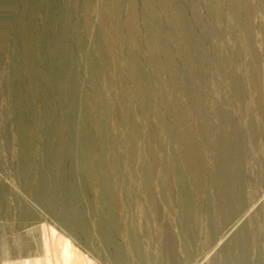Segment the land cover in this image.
Masks as SVG:
<instances>
[{
	"label": "rangeland",
	"instance_id": "374dc122",
	"mask_svg": "<svg viewBox=\"0 0 264 264\" xmlns=\"http://www.w3.org/2000/svg\"><path fill=\"white\" fill-rule=\"evenodd\" d=\"M0 264H264V0H0Z\"/></svg>",
	"mask_w": 264,
	"mask_h": 264
}]
</instances>
